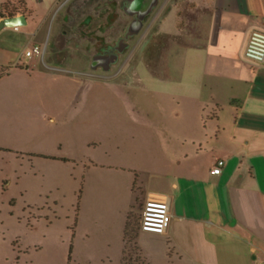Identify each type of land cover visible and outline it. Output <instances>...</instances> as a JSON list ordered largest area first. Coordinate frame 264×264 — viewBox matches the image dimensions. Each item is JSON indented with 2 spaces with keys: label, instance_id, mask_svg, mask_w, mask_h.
<instances>
[{
  "label": "rangeland",
  "instance_id": "374dc122",
  "mask_svg": "<svg viewBox=\"0 0 264 264\" xmlns=\"http://www.w3.org/2000/svg\"><path fill=\"white\" fill-rule=\"evenodd\" d=\"M122 1L71 0L56 15L53 28L42 27L47 39L58 43L67 39L71 46L46 48V57L60 64L40 66L27 80H0V264H119L121 238L114 234V226L122 210L131 215L139 233L145 198L137 191V182L130 191L132 174L125 169L136 170L143 183L163 160L147 129L154 104L150 106L144 88L132 86L134 74L159 71L167 45L184 42L183 36L160 32L170 10L177 9L180 26L188 24L189 35L194 34L191 25L196 17L188 10L190 0H169L156 17L160 2L140 32L124 42L104 83L88 75L98 71L88 68L86 54L75 42L97 34L100 18L108 44L122 37L129 23ZM45 4L46 0L42 5L28 0L40 20ZM9 8L24 7L15 2ZM110 12L119 17L112 19L113 30L106 24ZM27 42L13 28L0 34V47L13 43L17 53ZM76 60L82 62L79 67ZM137 249L146 263L138 245ZM153 264H160V258L156 256Z\"/></svg>",
  "mask_w": 264,
  "mask_h": 264
},
{
  "label": "crops",
  "instance_id": "0c3cea01",
  "mask_svg": "<svg viewBox=\"0 0 264 264\" xmlns=\"http://www.w3.org/2000/svg\"><path fill=\"white\" fill-rule=\"evenodd\" d=\"M18 1L0 0V21L24 16L25 24L13 29L26 38L28 46L20 53L14 51L13 43L0 47V80L30 79L38 67L60 64L46 57V48L71 47L67 39L58 43L42 33L46 24L53 28L56 15L71 0H46L42 20L32 13L28 0H23V9L12 11L10 5ZM168 1H159L156 17ZM190 1L193 5L188 10L196 17L191 25L194 34H187L188 24L180 26L173 8L160 32L183 36L184 42H168L159 71L140 69L134 74L132 86L144 88L150 94V106L154 104L147 129L157 141L163 162L143 183L136 170L119 169L132 174L131 192L135 181L143 198H168L171 215L164 235L139 232L137 245L146 264H153L156 256L160 264H264V63L243 58L251 33L264 30V0ZM37 2L43 4V0ZM5 3L10 5L2 9ZM100 19L99 29L105 24ZM99 36H82L75 43L90 46ZM33 46L44 48L43 56L25 58L24 52ZM76 62V67L82 63ZM95 69L98 73L86 74L106 83L108 75ZM218 160L224 166L213 175ZM124 212L118 213L114 226L121 249Z\"/></svg>",
  "mask_w": 264,
  "mask_h": 264
},
{
  "label": "built area",
  "instance_id": "2783aa9c",
  "mask_svg": "<svg viewBox=\"0 0 264 264\" xmlns=\"http://www.w3.org/2000/svg\"><path fill=\"white\" fill-rule=\"evenodd\" d=\"M43 53L44 48L33 46L24 52V57L29 59L34 56H43ZM243 58L254 64L264 63V30L251 33L243 52ZM223 166V160L216 161L211 174H220ZM169 208L168 198L147 196L140 211L139 232L164 235L171 221Z\"/></svg>",
  "mask_w": 264,
  "mask_h": 264
},
{
  "label": "water",
  "instance_id": "95a60500",
  "mask_svg": "<svg viewBox=\"0 0 264 264\" xmlns=\"http://www.w3.org/2000/svg\"><path fill=\"white\" fill-rule=\"evenodd\" d=\"M160 0H123L121 5H125L122 10L131 17V21L127 25L124 34L119 39L120 48L117 53H112L108 58L101 59L104 72L109 71L110 66L117 61L118 54L126 47L125 41L136 36L143 27L144 21L149 17L158 6ZM25 24L24 16L6 17L0 21V30L4 28H17ZM100 61V60H99ZM98 63L95 59L91 65V69H95Z\"/></svg>",
  "mask_w": 264,
  "mask_h": 264
},
{
  "label": "flooded vegetation",
  "instance_id": "af4514ba",
  "mask_svg": "<svg viewBox=\"0 0 264 264\" xmlns=\"http://www.w3.org/2000/svg\"><path fill=\"white\" fill-rule=\"evenodd\" d=\"M110 11L112 12V9ZM121 11L123 12L125 16H127L130 22L131 17H129L122 9ZM111 12H110V16L107 17L106 24L109 26V29L112 28L113 30L114 29L113 24L115 22H112V19H114V21H117V19L119 20V17L117 15H112ZM105 32L106 31H103L101 27L100 30L98 31V33L101 34V36H99V39L97 40V42L94 43L93 45H90V46L87 45L82 48L83 54H86L84 57H85V60L87 61V66L89 69H91V65L93 61L97 59L98 63L96 64L95 68H98L99 70L102 71L103 70L102 65L104 62H102L101 59L108 58L112 53H116L118 49L120 48L119 39H121L122 37H119L117 40L113 41V43L111 42V44H108L107 40L105 39V36H106Z\"/></svg>",
  "mask_w": 264,
  "mask_h": 264
},
{
  "label": "trees",
  "instance_id": "16d2710c",
  "mask_svg": "<svg viewBox=\"0 0 264 264\" xmlns=\"http://www.w3.org/2000/svg\"><path fill=\"white\" fill-rule=\"evenodd\" d=\"M18 3L20 5H24L23 4V0H19ZM9 6V3H5L2 6V9H7ZM8 16H12V14H8ZM63 162H65V160H63ZM135 186V181L132 185V192H133V187ZM137 233L138 231L134 228V225L132 224V217L129 213H127L126 217H125V223H124V227H123V236H122V241H123V247H122V251H121V257H120V261L119 264H146L143 259H141V257H139V250L137 249V245H136V239H137ZM132 245V246H131ZM129 246V248L127 247ZM129 249V250H128ZM71 253V246H69V256ZM134 254L135 256V260H132V254ZM68 256V260L69 257Z\"/></svg>",
  "mask_w": 264,
  "mask_h": 264
}]
</instances>
